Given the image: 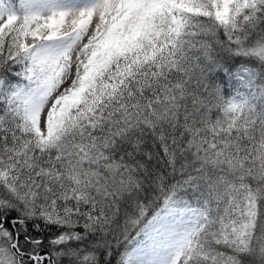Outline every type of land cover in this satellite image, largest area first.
Here are the masks:
<instances>
[{
	"label": "snow or ice",
	"instance_id": "1",
	"mask_svg": "<svg viewBox=\"0 0 264 264\" xmlns=\"http://www.w3.org/2000/svg\"><path fill=\"white\" fill-rule=\"evenodd\" d=\"M0 264H264V0H0Z\"/></svg>",
	"mask_w": 264,
	"mask_h": 264
}]
</instances>
